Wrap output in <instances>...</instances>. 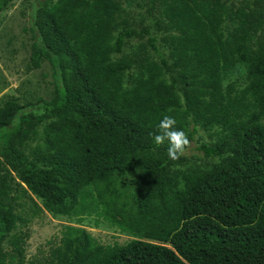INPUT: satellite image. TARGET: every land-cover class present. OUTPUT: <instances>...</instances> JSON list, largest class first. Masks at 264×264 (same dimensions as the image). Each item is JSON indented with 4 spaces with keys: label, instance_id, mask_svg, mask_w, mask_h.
Returning <instances> with one entry per match:
<instances>
[{
    "label": "trees",
    "instance_id": "obj_1",
    "mask_svg": "<svg viewBox=\"0 0 264 264\" xmlns=\"http://www.w3.org/2000/svg\"><path fill=\"white\" fill-rule=\"evenodd\" d=\"M225 2L148 0L135 20L117 0L36 1L28 66L47 62L54 89L0 106V264H264V0ZM237 74L243 83H225ZM165 115L197 140L205 168H174L186 153L173 161L154 143ZM15 178L53 215L91 194L133 239L103 245L64 226L46 257L27 260L28 232L9 238L24 222L7 198Z\"/></svg>",
    "mask_w": 264,
    "mask_h": 264
},
{
    "label": "rangeland",
    "instance_id": "obj_2",
    "mask_svg": "<svg viewBox=\"0 0 264 264\" xmlns=\"http://www.w3.org/2000/svg\"><path fill=\"white\" fill-rule=\"evenodd\" d=\"M37 0H12L0 12V106L9 99L19 104L34 103L39 99L49 100L54 89L51 66L42 62L40 68H29V55L32 44L30 21ZM122 16L138 20L144 15L148 0H117ZM226 7L233 10L246 0H225ZM163 5L158 4L157 17L162 19ZM243 83L237 74L227 82ZM43 125L37 128V136L27 139L23 148L27 154L41 143ZM205 141L209 139L201 134ZM197 140L190 143L186 151L188 161L174 168L186 169L190 166L201 165L205 168L202 153L198 150ZM5 172L15 177L8 167ZM116 187L121 194L129 195L131 186L126 179H116ZM8 200L14 206V212L24 222L18 221L11 231L10 237L22 231H27L29 238L26 242V259H43L51 247L58 244L64 226L82 227L103 245L125 244L133 238L126 232L109 224L98 216V208L91 194L82 197V203L71 216H58L45 211L41 200L33 195L18 179L9 184ZM25 223V224H24ZM2 252L6 257L11 256V249L5 242Z\"/></svg>",
    "mask_w": 264,
    "mask_h": 264
},
{
    "label": "clouds",
    "instance_id": "obj_3",
    "mask_svg": "<svg viewBox=\"0 0 264 264\" xmlns=\"http://www.w3.org/2000/svg\"><path fill=\"white\" fill-rule=\"evenodd\" d=\"M175 117L165 115L157 125L158 134H154V143L159 147L167 142V155L169 159L175 161L185 155L190 140L187 134L176 127Z\"/></svg>",
    "mask_w": 264,
    "mask_h": 264
}]
</instances>
